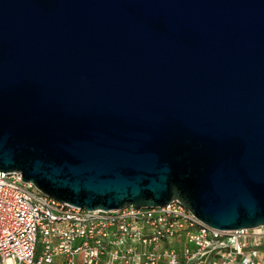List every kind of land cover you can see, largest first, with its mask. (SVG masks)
I'll return each instance as SVG.
<instances>
[{"label":"water","instance_id":"95a60500","mask_svg":"<svg viewBox=\"0 0 264 264\" xmlns=\"http://www.w3.org/2000/svg\"><path fill=\"white\" fill-rule=\"evenodd\" d=\"M0 171L264 227V0H0Z\"/></svg>","mask_w":264,"mask_h":264},{"label":"built area","instance_id":"2783aa9c","mask_svg":"<svg viewBox=\"0 0 264 264\" xmlns=\"http://www.w3.org/2000/svg\"><path fill=\"white\" fill-rule=\"evenodd\" d=\"M22 180L0 171V264H264V227L216 230L177 201L88 211Z\"/></svg>","mask_w":264,"mask_h":264},{"label":"rangeland","instance_id":"374dc122","mask_svg":"<svg viewBox=\"0 0 264 264\" xmlns=\"http://www.w3.org/2000/svg\"><path fill=\"white\" fill-rule=\"evenodd\" d=\"M262 249H264V247H253V248H249L248 250L258 251V250H262Z\"/></svg>","mask_w":264,"mask_h":264},{"label":"crops","instance_id":"0c3cea01","mask_svg":"<svg viewBox=\"0 0 264 264\" xmlns=\"http://www.w3.org/2000/svg\"><path fill=\"white\" fill-rule=\"evenodd\" d=\"M40 250H41V249L39 248V252H40ZM58 261H59V262H62V261H63V259H62V258H61V259H58Z\"/></svg>","mask_w":264,"mask_h":264}]
</instances>
